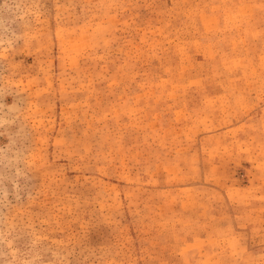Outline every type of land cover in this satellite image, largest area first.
<instances>
[{"label": "rangeland", "instance_id": "obj_1", "mask_svg": "<svg viewBox=\"0 0 264 264\" xmlns=\"http://www.w3.org/2000/svg\"><path fill=\"white\" fill-rule=\"evenodd\" d=\"M0 264H264V0H0Z\"/></svg>", "mask_w": 264, "mask_h": 264}]
</instances>
